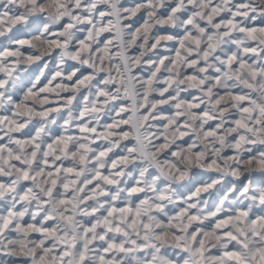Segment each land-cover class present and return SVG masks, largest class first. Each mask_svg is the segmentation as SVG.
Here are the masks:
<instances>
[{
	"label": "snow or ice",
	"instance_id": "snow-or-ice-1",
	"mask_svg": "<svg viewBox=\"0 0 264 264\" xmlns=\"http://www.w3.org/2000/svg\"><path fill=\"white\" fill-rule=\"evenodd\" d=\"M13 29L34 34L0 52V264H264V181L241 180L264 172V0H0ZM25 46L60 66L15 98Z\"/></svg>",
	"mask_w": 264,
	"mask_h": 264
},
{
	"label": "rangeland",
	"instance_id": "rangeland-1",
	"mask_svg": "<svg viewBox=\"0 0 264 264\" xmlns=\"http://www.w3.org/2000/svg\"><path fill=\"white\" fill-rule=\"evenodd\" d=\"M123 2L126 5H131L135 2H138V0H123ZM139 20V17H133L131 18V21L129 22H137ZM53 31H58V28H53ZM31 30H29V34H24V33H17L15 29H13V32H6L5 35L0 36V52H3L5 48H10V49H14L15 47H17V45H15L12 42V38L15 37L16 39H28L31 37ZM49 39H56L55 36L49 34L48 36ZM109 38V34L105 33L102 35L101 40L107 39ZM113 43L115 44V41H113ZM47 46L45 45V48ZM25 51L26 54H28L30 51L33 52V54L35 55H39L40 52H44L42 58L40 60H36L33 61L31 63L25 61L24 63H21L17 69L16 72L14 73L16 75V84L15 87H13L11 90L16 94L15 98H19L20 96H23L29 88H31L33 86V84L36 83V77L40 76L41 70H43L44 72V76L40 77V84L38 85V87H42L44 85L47 84L48 80L51 79L52 75H54L55 71L57 70L59 65V61H60V56H59V49L54 48L51 52H45L43 48L40 49V52H35L33 50H29L27 48V46L24 47L23 49ZM112 51L115 52L116 49L115 47L112 48ZM163 51V50H161ZM163 54L165 55H170V56H174V52H164ZM47 65V67L45 68L44 66ZM75 65L77 67H79V65L76 64V62L71 61V60H66L65 64L62 66L65 72H68L70 70V66ZM82 72H84L85 74H87V71H89L88 69L83 68L81 69ZM3 76V73H0V77ZM57 80H59V78H57ZM57 81H53L52 86H55V83ZM190 91H195V90H190ZM86 94V92L84 93ZM44 95H49L50 97V101L51 103L47 106H51V107H57L59 103H62V101H57L56 100V93H50V94H41V97L43 98ZM187 95V94H184ZM125 105H130V102L125 100L123 102ZM37 107L39 108L40 105L38 104ZM62 113H63V117L67 118V109H61ZM114 115V114H113ZM121 115L126 119L128 118V116L132 115V112L129 108V111L125 112V113H121ZM52 119H56V123L53 125H49V127L52 129V131L54 133L59 134L62 129H61V125L63 124V119L57 118L56 113L53 112L51 114ZM36 119H39L38 117ZM135 119V117L133 116V120ZM111 119L105 115L103 117V119L101 120V125H103L104 123H111ZM123 127L125 129H127L129 127V125H123ZM77 135L79 133H76ZM187 139V137L185 138ZM128 141H122V143H127ZM101 143H103V141L101 140H96L95 144H93V147H97L99 146ZM116 151L118 152L119 149H116ZM227 155H232L231 150H226ZM67 163V162H66ZM194 179L196 181V183L193 185V187L195 186H199L200 184H202L205 181L211 182L212 179H216L218 175L217 172L215 171H206L204 169H193L192 173H190V175H193ZM245 176H250L251 178L254 179V181L258 184L261 181H264V172H261L258 168L255 169L254 171H252L251 173H244L241 176V180H244L245 183H247V180L244 179ZM229 183H236L239 184V181H236L231 175H227L223 178L221 185H217L216 188L210 189L208 192L205 193H201V198L202 200L207 202L208 206H212L213 204H215L219 198V192L217 191L218 188H221L222 186L229 184ZM181 191H185L183 189H181ZM185 195H187V192L185 191ZM173 206L169 205V208L171 209ZM213 252H215V249H213ZM14 259H17L16 257H10L5 253H0V260H6V261H12Z\"/></svg>",
	"mask_w": 264,
	"mask_h": 264
}]
</instances>
